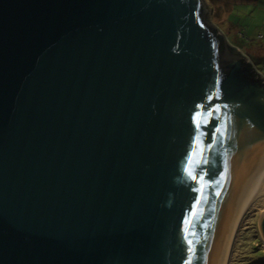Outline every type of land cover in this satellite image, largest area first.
Segmentation results:
<instances>
[{
  "label": "water",
  "instance_id": "obj_1",
  "mask_svg": "<svg viewBox=\"0 0 264 264\" xmlns=\"http://www.w3.org/2000/svg\"><path fill=\"white\" fill-rule=\"evenodd\" d=\"M203 0H0V264H225L264 248V85Z\"/></svg>",
  "mask_w": 264,
  "mask_h": 264
},
{
  "label": "rangeland",
  "instance_id": "obj_2",
  "mask_svg": "<svg viewBox=\"0 0 264 264\" xmlns=\"http://www.w3.org/2000/svg\"><path fill=\"white\" fill-rule=\"evenodd\" d=\"M203 3L206 22L225 36L227 46L235 48L264 76V38L249 46H245L240 38L241 33L248 36L261 34L264 37V0H203ZM256 215L255 210L249 211L243 218L228 264H264V248L258 239ZM248 253L250 258L247 257Z\"/></svg>",
  "mask_w": 264,
  "mask_h": 264
},
{
  "label": "trees",
  "instance_id": "obj_3",
  "mask_svg": "<svg viewBox=\"0 0 264 264\" xmlns=\"http://www.w3.org/2000/svg\"><path fill=\"white\" fill-rule=\"evenodd\" d=\"M242 37H240L243 40V44L245 46H249L251 43L255 42V41H259L262 40L264 37L261 34H254L252 36H248L247 34L241 33ZM257 36H261V38H257ZM219 40L221 42V47L220 49L223 50L225 48V41L224 38L219 37ZM235 46V45H234ZM236 48L238 46H235ZM238 49H240L238 47ZM241 51V50H240ZM243 69L248 72V76L256 81V82H260L262 85H264V76L259 72V70L253 65L250 64L249 62H246L243 66ZM253 250H257L255 248H252ZM262 256V255H261ZM247 257L250 258V254H247Z\"/></svg>",
  "mask_w": 264,
  "mask_h": 264
},
{
  "label": "bare ground",
  "instance_id": "obj_4",
  "mask_svg": "<svg viewBox=\"0 0 264 264\" xmlns=\"http://www.w3.org/2000/svg\"><path fill=\"white\" fill-rule=\"evenodd\" d=\"M246 214H244V215L241 216L240 221H239V223H238V225H237V227H236V229L234 231V234H233V237H232V240H231V244H230V247H229V251H228V255H227V259H226V263L225 264H228L229 257H230V254H231V251H232V247H233V242H234V239H235V235H236V233L238 231V228H239V226H240V224H241V222H242V220H243V218L245 217Z\"/></svg>",
  "mask_w": 264,
  "mask_h": 264
},
{
  "label": "built area",
  "instance_id": "obj_5",
  "mask_svg": "<svg viewBox=\"0 0 264 264\" xmlns=\"http://www.w3.org/2000/svg\"><path fill=\"white\" fill-rule=\"evenodd\" d=\"M257 38H261V36H257Z\"/></svg>",
  "mask_w": 264,
  "mask_h": 264
},
{
  "label": "crops",
  "instance_id": "obj_6",
  "mask_svg": "<svg viewBox=\"0 0 264 264\" xmlns=\"http://www.w3.org/2000/svg\"><path fill=\"white\" fill-rule=\"evenodd\" d=\"M238 48V47H237Z\"/></svg>",
  "mask_w": 264,
  "mask_h": 264
}]
</instances>
